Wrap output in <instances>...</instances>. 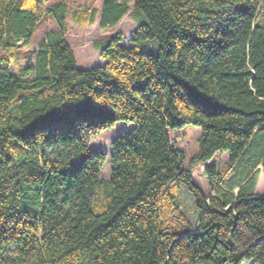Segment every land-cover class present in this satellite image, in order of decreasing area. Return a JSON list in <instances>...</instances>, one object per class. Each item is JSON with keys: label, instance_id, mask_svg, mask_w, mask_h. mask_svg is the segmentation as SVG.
I'll return each mask as SVG.
<instances>
[{"label": "trees", "instance_id": "trees-1", "mask_svg": "<svg viewBox=\"0 0 264 264\" xmlns=\"http://www.w3.org/2000/svg\"><path fill=\"white\" fill-rule=\"evenodd\" d=\"M45 2L0 0V264H264V0H104L101 29L131 3L138 27L130 47L122 32L96 45L106 64L88 69L67 19L99 11ZM48 16L59 30L15 72L8 53ZM118 122L136 127L102 182L108 154L92 143ZM189 125L202 136L186 169L171 132ZM220 152L223 169L209 164Z\"/></svg>", "mask_w": 264, "mask_h": 264}, {"label": "rangeland", "instance_id": "rangeland-1", "mask_svg": "<svg viewBox=\"0 0 264 264\" xmlns=\"http://www.w3.org/2000/svg\"><path fill=\"white\" fill-rule=\"evenodd\" d=\"M56 1L57 0H47V2H45V7H50ZM103 2L104 0H75V2L71 1V6L73 8H84V6L92 4L96 8L100 9ZM67 21L68 27L70 28L68 41L74 50L77 61L82 69L104 66L106 64V60L100 57V51H98L96 47L97 43H102L105 38L108 39L118 32H122L125 36L123 45L130 47L132 46L130 39L138 27V23L130 16L124 18L115 28L109 30H100L97 25L98 21L93 25L85 27L75 25L74 21L70 18H68ZM50 30L57 31V23L52 17H45L40 22L29 46L18 47L15 55L11 52L8 53L10 60L13 62L12 68L15 72H19L20 67L24 68L29 64L30 58L34 56V52L37 50L40 41ZM1 51L2 48L0 47V52ZM135 127L136 125L133 123L118 122L114 127L100 133L98 138L93 141V146L99 147L108 154V158L100 172L99 178L102 182H109L111 179L113 167L111 162L112 142L119 136L133 131ZM171 136L176 148L184 151L186 155L184 168H190L191 159L199 152V140L202 136V129L189 125L182 129L173 130L171 132ZM229 161L230 153L220 152L209 164H215L219 169H223ZM192 169L194 183L200 186L205 193H209V181L204 173L205 165L199 164L194 166ZM257 191L259 193H264V173L260 175ZM179 203L186 214L193 221H196L199 216V211L197 210L194 198L187 187L182 189Z\"/></svg>", "mask_w": 264, "mask_h": 264}, {"label": "crops", "instance_id": "crops-1", "mask_svg": "<svg viewBox=\"0 0 264 264\" xmlns=\"http://www.w3.org/2000/svg\"><path fill=\"white\" fill-rule=\"evenodd\" d=\"M71 1H73V2H75V0H71ZM119 2H123V1H119ZM91 6H93L94 8H96L94 5H92V4H88V5H86V6H84L85 8H89V7H91ZM130 7H131V11H130V13L131 12H133L134 11V3H131L130 4ZM102 8H103V3H102V7L100 8V9H98V8H96L99 12H98V14H97V16H96V19H95V22L93 23V24H95V23H97V21H98V27L100 28V26H99V24H100V19H101V10H102ZM74 9V8H73ZM81 9H84V8H81ZM75 11V9L74 10H72L71 12H70V14H69V16H68V18H70V19H72V13ZM129 13V14H130ZM129 14L127 15V16H129ZM126 16V17H127ZM50 17H52L53 18V16H48V18H50ZM125 17V18H126ZM54 19V18H53ZM98 19V20H97ZM55 20V19H54ZM73 20V19H72ZM74 21V20H73ZM55 22L57 23V21L55 20ZM75 23V25H77V26H79L76 22H74ZM93 24H91V25H93ZM57 26H58V24H57ZM86 26H89V25H86ZM79 27H85V26H79ZM58 30H59V26H58ZM57 30V31H58ZM100 30H102L101 28H100ZM107 30H109V29H107ZM50 31H56V30H50ZM76 31V30H75ZM49 32V31H48ZM70 32V28L68 27V33ZM68 33H67V35H66V40H67V42L69 43V41H68ZM109 39V38H108ZM107 38H105V40H103V42H105L106 40H108ZM102 42V43H103ZM100 45L101 43H97L96 45ZM99 51V50H98ZM77 59V58H76ZM77 63H78V61H77ZM78 66L80 67V65H79V63H78ZM81 68V67H80Z\"/></svg>", "mask_w": 264, "mask_h": 264}]
</instances>
